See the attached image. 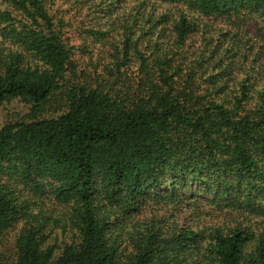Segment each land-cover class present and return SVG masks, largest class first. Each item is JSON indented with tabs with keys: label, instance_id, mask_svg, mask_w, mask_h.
<instances>
[{
	"label": "trees",
	"instance_id": "trees-1",
	"mask_svg": "<svg viewBox=\"0 0 264 264\" xmlns=\"http://www.w3.org/2000/svg\"><path fill=\"white\" fill-rule=\"evenodd\" d=\"M0 264H264V0H0Z\"/></svg>",
	"mask_w": 264,
	"mask_h": 264
},
{
	"label": "rangeland",
	"instance_id": "rangeland-1",
	"mask_svg": "<svg viewBox=\"0 0 264 264\" xmlns=\"http://www.w3.org/2000/svg\"><path fill=\"white\" fill-rule=\"evenodd\" d=\"M27 112V105L19 100H12L0 107V124L4 121L20 119L24 117Z\"/></svg>",
	"mask_w": 264,
	"mask_h": 264
}]
</instances>
